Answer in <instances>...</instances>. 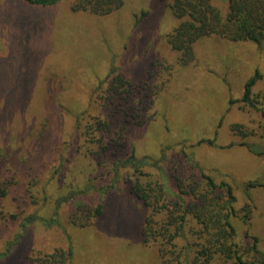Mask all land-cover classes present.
<instances>
[{
  "label": "rangeland",
  "instance_id": "rangeland-1",
  "mask_svg": "<svg viewBox=\"0 0 264 264\" xmlns=\"http://www.w3.org/2000/svg\"><path fill=\"white\" fill-rule=\"evenodd\" d=\"M212 3L227 9V0ZM182 20L159 0H123L106 15L72 11L70 0H0V188L7 187L0 190V264H37V257L69 246V264H159L157 247L140 235L149 208L130 191L132 170L121 169L111 187V163L96 148H79L76 118L88 108L104 113L90 98L111 72L151 101L149 119L132 122L126 133L137 157L160 160L161 169L149 164L144 171L166 173L173 192L192 161L233 186L239 215L251 210L247 222L231 219L237 240L248 244V231L264 255V38L257 44L204 36L182 65L166 41ZM255 70L262 78L250 105L240 99ZM213 138L212 145L198 143ZM85 188L53 217L57 199ZM77 201H100L105 211L77 226L70 221Z\"/></svg>",
  "mask_w": 264,
  "mask_h": 264
},
{
  "label": "trees",
  "instance_id": "trees-1",
  "mask_svg": "<svg viewBox=\"0 0 264 264\" xmlns=\"http://www.w3.org/2000/svg\"><path fill=\"white\" fill-rule=\"evenodd\" d=\"M24 1L46 6L60 0ZM159 1L164 2L177 18L183 19L166 36L171 48L180 54L179 64H187L194 59L193 44L204 36L216 35L232 41L249 40L257 44L264 38V0H227L224 13L212 0ZM122 5L123 0H70L72 11L95 15L109 14ZM111 74L93 88L90 98L92 103L95 101L103 107L104 113L95 115L88 108L76 118L77 137L81 139L79 148L89 153L96 148L98 154L101 153V159L111 163V187L118 181L121 169L132 170L134 180H127L130 191L149 208L140 235L143 243L157 247L159 264H264L257 236L245 231L248 244L237 240L231 219L240 217L243 222H247L251 210L248 208L249 212L247 210V213L239 215L240 211L233 205L236 199L233 186L226 182H215L211 175L192 161L186 178L176 176L173 192L166 182V173L151 176L144 171L143 168L149 164L161 169L160 160L137 157L134 145L127 142L126 133L132 122L143 124L149 119L151 101L144 102L140 89L128 78ZM261 78L262 75L255 70L244 83L241 102L253 105L251 88ZM229 102L232 104L235 101ZM203 142L212 145L215 138L198 141ZM254 185L248 182L246 188ZM6 188H0L2 194L6 193ZM88 189L70 192L57 199L53 217L57 215L61 204L71 202L79 194H86ZM104 211L105 206L100 201L94 205L77 201L70 213V221L77 226H88ZM33 220L34 216L26 218L21 223V229L24 230ZM22 237L23 233L16 236L14 245ZM72 256L69 246L67 249L55 248L51 253L37 257L35 261L37 264H69Z\"/></svg>",
  "mask_w": 264,
  "mask_h": 264
}]
</instances>
